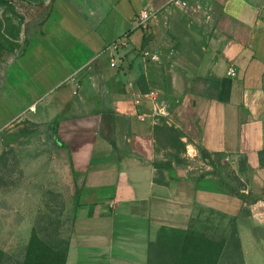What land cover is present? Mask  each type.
<instances>
[{"label":"crops","instance_id":"obj_1","mask_svg":"<svg viewBox=\"0 0 264 264\" xmlns=\"http://www.w3.org/2000/svg\"><path fill=\"white\" fill-rule=\"evenodd\" d=\"M169 1L52 0L36 27V60L22 67L41 92L0 128L35 124L20 143H48L27 164L62 194L64 264H145L159 227L199 230L206 216L234 219V264H264V0ZM138 12L151 13L145 27ZM52 60L61 72L45 71ZM170 129L202 171L227 166L242 189L160 163Z\"/></svg>","mask_w":264,"mask_h":264},{"label":"rangeland","instance_id":"obj_2","mask_svg":"<svg viewBox=\"0 0 264 264\" xmlns=\"http://www.w3.org/2000/svg\"><path fill=\"white\" fill-rule=\"evenodd\" d=\"M51 1L0 0V88L2 92L0 120L7 113L12 112L13 108L19 110L23 108L22 101L30 100L31 96L41 92L32 89L35 82L30 78L28 69L22 67V64L36 60L32 57L35 49L30 47L32 45L35 47L41 39L36 27L47 13ZM26 41L30 43L29 50L23 53L22 47ZM20 52L23 56L7 65ZM45 71L58 73L61 72V67L58 66V61L52 60V63L46 66ZM3 76L5 82H2ZM7 94L10 95L7 96ZM11 101L10 107L8 103ZM16 125L18 124L6 129H11ZM30 126L29 131H37L35 124ZM3 131H5L4 126L0 128V132ZM164 135L161 145H171L172 149H157L161 154L160 163L168 168L183 166V169L189 173L216 174L227 192L238 193V190L242 189L237 175L227 166L220 165L221 168L215 167L212 170L202 171L193 150L188 148L186 142L179 139L175 130H166ZM40 144L44 149L43 151L39 149V151H49L48 143L44 141L38 144L24 142L3 145L0 149V250L9 255L11 259L21 258L32 232L47 243H56L58 240L67 241V222L63 217L65 205L63 201L58 200L62 194L52 193V183L45 187L46 184L42 177L37 182L35 169L27 164L31 158L36 159L37 156H41V153H36L37 149H33ZM27 146L31 149H25ZM47 161L51 162V155ZM21 189L25 191L24 193H29V196L22 199ZM199 227L201 228L199 230L204 231L206 235L213 234L217 238L223 237L225 255L219 258L220 264H234L242 261L235 225L230 228L225 219L206 216L200 220ZM234 241L238 246L239 257L233 249Z\"/></svg>","mask_w":264,"mask_h":264},{"label":"trees","instance_id":"obj_3","mask_svg":"<svg viewBox=\"0 0 264 264\" xmlns=\"http://www.w3.org/2000/svg\"><path fill=\"white\" fill-rule=\"evenodd\" d=\"M31 134L32 131L20 130L15 133L3 131L0 132V139L1 143L6 146L10 143L18 144L22 138H27ZM199 153L202 157L206 156L202 151ZM76 195L75 190V198ZM241 198L246 203L255 200L254 197L249 198L248 196H241ZM229 225L230 228L234 225V219L229 220ZM223 245V237L217 238L213 234L206 235L204 231L192 227L186 229L159 227L154 239L147 243L145 264H217L219 258L225 255ZM66 248L67 241L58 240L56 243H47L32 232L21 258L11 259L9 255L0 250V264H64ZM233 249L239 257L235 241Z\"/></svg>","mask_w":264,"mask_h":264},{"label":"built area","instance_id":"obj_4","mask_svg":"<svg viewBox=\"0 0 264 264\" xmlns=\"http://www.w3.org/2000/svg\"><path fill=\"white\" fill-rule=\"evenodd\" d=\"M168 4H171L173 6H177V7H185L186 3L185 1L183 0H170L168 2ZM151 16V13H147V12H138L136 17H135V21H136V24L141 26V27H145L146 25V21H147V18ZM114 44H111V47L114 48ZM150 59L152 60H155L156 59V56L154 55H150ZM110 66H113L114 65V61L113 59L110 60ZM229 75L233 76L234 75V72L232 69H230L228 72H227Z\"/></svg>","mask_w":264,"mask_h":264}]
</instances>
